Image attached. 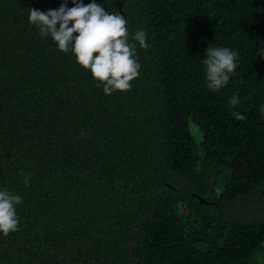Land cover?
<instances>
[{
	"label": "trees",
	"instance_id": "1",
	"mask_svg": "<svg viewBox=\"0 0 264 264\" xmlns=\"http://www.w3.org/2000/svg\"><path fill=\"white\" fill-rule=\"evenodd\" d=\"M65 2L0 0V190L22 197L0 264H255L264 0H94L125 17L141 65L111 95L29 23V9ZM140 29L147 49L132 39ZM208 47L238 54L215 91Z\"/></svg>",
	"mask_w": 264,
	"mask_h": 264
},
{
	"label": "clouds",
	"instance_id": "2",
	"mask_svg": "<svg viewBox=\"0 0 264 264\" xmlns=\"http://www.w3.org/2000/svg\"><path fill=\"white\" fill-rule=\"evenodd\" d=\"M74 5L67 7V0L58 10L46 13L29 9V23L36 26L42 37H51L58 50L71 52L76 62L92 77L103 85V92L130 90L131 82L138 78L141 65L136 57V45L129 43V32L125 17L118 12H106L104 8L92 3L84 5L72 0ZM59 28L57 29V25ZM71 25V26H70ZM74 33L77 34L74 36ZM147 33L138 30L132 37L143 49H147ZM238 54L229 48H207L204 60L207 87L213 91L227 85L234 73ZM232 108L239 104L233 95L229 101ZM264 112V109H261ZM233 117L244 121L246 117L234 111ZM25 186L29 185L31 174H25ZM22 203V197L6 189L0 190V234L8 235L18 228L16 208Z\"/></svg>",
	"mask_w": 264,
	"mask_h": 264
},
{
	"label": "rangeland",
	"instance_id": "3",
	"mask_svg": "<svg viewBox=\"0 0 264 264\" xmlns=\"http://www.w3.org/2000/svg\"><path fill=\"white\" fill-rule=\"evenodd\" d=\"M193 127L195 128L193 124H190V129L193 135L198 138L199 133H197ZM253 258H254L255 264H264V254L260 253L259 251L254 252Z\"/></svg>",
	"mask_w": 264,
	"mask_h": 264
}]
</instances>
